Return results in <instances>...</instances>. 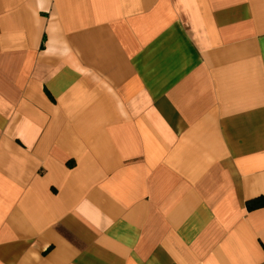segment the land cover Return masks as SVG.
<instances>
[{
	"label": "crops",
	"instance_id": "1",
	"mask_svg": "<svg viewBox=\"0 0 264 264\" xmlns=\"http://www.w3.org/2000/svg\"><path fill=\"white\" fill-rule=\"evenodd\" d=\"M264 0H0V264H264Z\"/></svg>",
	"mask_w": 264,
	"mask_h": 264
},
{
	"label": "trees",
	"instance_id": "2",
	"mask_svg": "<svg viewBox=\"0 0 264 264\" xmlns=\"http://www.w3.org/2000/svg\"><path fill=\"white\" fill-rule=\"evenodd\" d=\"M258 207H264V197H257L247 202L248 209H254Z\"/></svg>",
	"mask_w": 264,
	"mask_h": 264
}]
</instances>
